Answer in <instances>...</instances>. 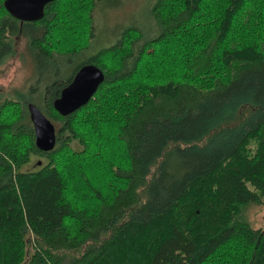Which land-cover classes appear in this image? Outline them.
Segmentation results:
<instances>
[{
	"label": "trees",
	"instance_id": "1",
	"mask_svg": "<svg viewBox=\"0 0 264 264\" xmlns=\"http://www.w3.org/2000/svg\"><path fill=\"white\" fill-rule=\"evenodd\" d=\"M85 1L54 0L21 22L0 0V66L23 40L36 73L14 97L0 86V264H264V0H154L155 33L129 27L103 43L83 64L104 81L64 116L53 101L81 66L65 78L59 61L88 48L97 6H126ZM171 41H191L184 72L155 77L146 62ZM104 89L114 97L91 113ZM30 102L56 121L49 151L35 144Z\"/></svg>",
	"mask_w": 264,
	"mask_h": 264
},
{
	"label": "rangeland",
	"instance_id": "2",
	"mask_svg": "<svg viewBox=\"0 0 264 264\" xmlns=\"http://www.w3.org/2000/svg\"><path fill=\"white\" fill-rule=\"evenodd\" d=\"M69 4L71 3V0H69ZM85 4V0H81ZM154 0H120V6L126 5L124 9H121L120 7L117 9L116 6L110 7L108 5L111 3L108 2H102L99 6H97L94 10V28H93V35H92V41L87 49L78 51L76 54H74L72 57L61 59L59 61V75L62 77H69L73 71L78 68L82 67L83 63L88 60L93 54L95 55L96 50L100 47H102V44L110 45L115 42L117 32L119 30H124L129 27H134L138 29L139 31L143 32L146 38H149L153 33H155L153 21L151 17V6L153 4ZM67 3V2H66ZM68 5V10H69ZM71 12V10H70ZM81 13H74L71 12L69 16L66 18L67 22H76V18L79 19L78 16H80ZM83 32L81 31V34L75 38L74 41H80L78 38L82 37ZM59 38V41H63V37H60L58 34H56ZM55 37V35H54ZM87 37H83V41L87 42ZM21 41V40H16ZM183 43L190 44L191 41H183ZM179 44V41H171V42H163L158 46L155 51H153V56L150 60H147V66H145V69L149 73L155 72L153 76L158 77L157 75L158 71L161 69H164L163 76L164 77L169 74L170 70L171 75H176L177 77L179 74H182L184 71L181 70L182 61H184V53L187 51L185 48V45H183L181 48L177 45ZM73 46V45H72ZM69 48V47H68ZM178 49V50H176ZM66 50V49H63ZM62 50V51H63ZM98 53V52H97ZM96 53V54H97ZM62 55L64 53H61ZM56 54V55H61ZM70 54V53H69ZM99 54V53H98ZM111 58H99L98 63H101L104 67L109 68L112 65L110 64ZM222 68H217L215 70L216 75L219 74V70ZM144 71V68H143ZM186 72V71H185ZM143 73V72H141ZM35 69L32 62L31 55L28 52L27 45L25 44V41H21L20 43H15V53L14 57L7 61L5 64L0 66V86H2V90L5 91V93L8 94L9 97L16 96V92H26L28 91V87L30 84L34 81L35 77ZM186 75H190V77H195L197 75L202 74H194L186 72ZM175 76V77H176ZM48 77V76H47ZM47 77L42 79L44 82L37 83L34 86L33 90V97L38 102L39 93L43 92L44 86L46 81L48 80ZM200 77V76H199ZM199 86L201 87H210L211 81L208 80V77L199 78ZM151 77L147 75V79H150ZM59 81V77H56L55 82ZM41 81V80H40ZM143 83V82H142ZM136 85V84H135ZM142 85V84H141ZM29 95V93H27ZM112 93L109 92V90H102L100 94V98L95 99L94 106L89 108L88 110L91 113H97L101 112V110L106 108L107 100L108 98L114 97V95H111ZM23 100V99H20ZM33 104L32 102H30ZM50 120L53 123H56L54 119ZM79 150V145L76 142H70L68 144L69 152H72V150ZM62 157L68 156V154H61ZM34 162L38 161H45V158H33ZM30 169L33 167L29 166ZM90 172H96L95 173V179L93 180V184L95 186H102L104 183H107V180L109 178V174L105 173L104 169H89ZM75 187V184H73ZM79 192H82V188L79 187L77 189ZM207 194V190L204 189L200 193V197ZM208 197V196H207ZM200 206V205H199ZM201 207V206H200ZM264 210V207H263ZM256 212H251L250 215H252ZM263 215L262 213H256L254 223L256 225L262 226L263 223ZM255 226V225H254Z\"/></svg>",
	"mask_w": 264,
	"mask_h": 264
},
{
	"label": "water",
	"instance_id": "3",
	"mask_svg": "<svg viewBox=\"0 0 264 264\" xmlns=\"http://www.w3.org/2000/svg\"><path fill=\"white\" fill-rule=\"evenodd\" d=\"M54 0H4L6 10L23 21H38L44 15L46 5ZM104 81V73L94 64L80 67L71 81L61 89L59 97L53 101L54 109L67 115L87 104L99 85ZM31 121L35 130V144L42 151H49L56 143L55 125L34 104H28Z\"/></svg>",
	"mask_w": 264,
	"mask_h": 264
},
{
	"label": "flooded vegetation",
	"instance_id": "4",
	"mask_svg": "<svg viewBox=\"0 0 264 264\" xmlns=\"http://www.w3.org/2000/svg\"><path fill=\"white\" fill-rule=\"evenodd\" d=\"M84 65V64H83Z\"/></svg>",
	"mask_w": 264,
	"mask_h": 264
}]
</instances>
